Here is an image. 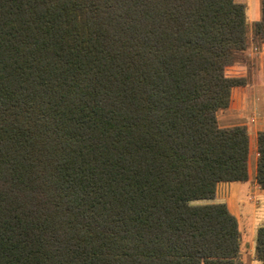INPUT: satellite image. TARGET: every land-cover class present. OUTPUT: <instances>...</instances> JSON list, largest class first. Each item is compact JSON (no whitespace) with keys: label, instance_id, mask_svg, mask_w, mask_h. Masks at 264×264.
Segmentation results:
<instances>
[{"label":"trees","instance_id":"trees-1","mask_svg":"<svg viewBox=\"0 0 264 264\" xmlns=\"http://www.w3.org/2000/svg\"><path fill=\"white\" fill-rule=\"evenodd\" d=\"M246 26L234 0H0V264H238L226 205L193 203L249 177L216 118ZM255 154L264 191V130Z\"/></svg>","mask_w":264,"mask_h":264},{"label":"rangeland","instance_id":"rangeland-1","mask_svg":"<svg viewBox=\"0 0 264 264\" xmlns=\"http://www.w3.org/2000/svg\"><path fill=\"white\" fill-rule=\"evenodd\" d=\"M234 1L243 5L245 8L247 24L246 47L245 50L238 55V61L225 69V75L230 78H244L247 85L231 90L228 107L218 111L216 113V118L221 128L243 126L249 138V177L246 182L238 185L242 188L241 195L243 196L241 197L242 199L238 201V215L234 217L235 219L237 218L238 236L240 235V238H242L243 235L246 236L245 234L247 233L248 226L249 228L250 226L257 228L264 223V191L262 190V194L257 196L260 188L255 183V139L256 134L264 130V44L255 41L252 34L253 24L259 21L261 16L260 0ZM250 190L251 193L249 194ZM254 192L257 193L255 194L256 197ZM215 197L214 195L213 199L210 201L194 202L193 204L221 202V199L216 200ZM249 250L248 246H246L244 253L247 254ZM253 253L255 257L254 248ZM248 264H250L249 261ZM252 264L261 263L254 261Z\"/></svg>","mask_w":264,"mask_h":264},{"label":"crops","instance_id":"crops-1","mask_svg":"<svg viewBox=\"0 0 264 264\" xmlns=\"http://www.w3.org/2000/svg\"><path fill=\"white\" fill-rule=\"evenodd\" d=\"M250 178H251V171H250ZM238 185H241V183L240 182L218 183L216 186V190H215V196H216L215 199L216 200L221 199V202H218V203L225 204L227 209L229 210V212L234 217L235 216L237 217V215H238V207H237L238 201H239V199H242L241 197L243 196V195H241L242 188H241V186H238ZM250 193H251V190H250L249 194ZM255 194H257V193L254 192V195ZM259 194H262V190H260V189H259V193L257 194V196ZM255 197H256V195H255ZM247 229H246L247 233L245 234L246 236L243 235V237L240 238L241 236L239 235V238H238L239 248H240V252L238 253L239 264H241V263L242 264H248V261L250 262V264H252V262H254V261L261 263L260 261L256 260V258L253 255L254 254L253 253L254 240H255L254 233H255L256 227L250 226V228H249V226H248ZM240 232H241V228H240ZM242 234H243V232H242ZM247 240H248V242H247ZM246 246H248V249H250L247 252V254L244 253ZM248 255H249V257H248ZM241 261H243V262H241ZM261 264H263V263H261Z\"/></svg>","mask_w":264,"mask_h":264}]
</instances>
